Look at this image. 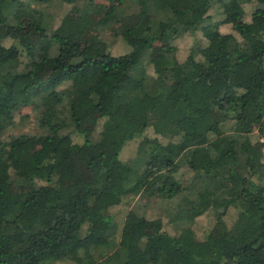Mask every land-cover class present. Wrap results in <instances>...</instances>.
<instances>
[{
  "label": "trees",
  "instance_id": "1",
  "mask_svg": "<svg viewBox=\"0 0 264 264\" xmlns=\"http://www.w3.org/2000/svg\"><path fill=\"white\" fill-rule=\"evenodd\" d=\"M262 138L264 0H0V264H264Z\"/></svg>",
  "mask_w": 264,
  "mask_h": 264
},
{
  "label": "rangeland",
  "instance_id": "2",
  "mask_svg": "<svg viewBox=\"0 0 264 264\" xmlns=\"http://www.w3.org/2000/svg\"><path fill=\"white\" fill-rule=\"evenodd\" d=\"M24 1V0H22ZM101 1V0H100ZM241 12L240 14L242 15V20L246 23H249L250 21H256L262 18V14H260L259 10L257 9V6L255 5L254 2L246 1V3L241 4ZM52 15V19L54 18L56 21L58 20V16L60 15V12L58 9L51 8L49 11ZM208 14L213 18V19H220L221 17V8L218 5H212L211 8L208 11ZM229 25L221 26L220 31L222 33H227L230 31ZM104 37H106L107 42L111 44L110 48V53L112 55H119V54H124L126 50L128 51V48L124 46L119 40H114L112 41L111 38H108L109 36L107 34H104ZM10 43L9 42H3L4 46H8ZM191 41L190 39L186 36L183 35L179 39H177L174 42V45L177 49L176 51V58L178 60H183L186 54V51L188 47L190 46ZM166 45L165 41H158L153 45L152 48V54L159 53L161 50H164ZM29 114V109L28 108H23L17 112H14L11 116L13 118V121L16 125V130L15 132H31V125L29 120L19 122L20 118L23 117L24 115ZM253 136H256V133L253 132ZM141 204H143V201H140ZM130 206L127 205H118L117 207L114 208L115 214L117 218L121 221L124 214L128 211ZM142 211L145 213L146 217L149 219V231L150 232H156L162 227H166L164 225V216L162 213H160L159 209L155 208V203L154 202H149L145 206H142ZM211 212L208 211L205 214H203L200 217H197L193 224V231L196 234L197 238H202L204 235V232L209 230L211 225L213 224V217L210 215ZM235 218V211L234 209L230 208L226 215V221L228 223H231ZM163 225V226H162ZM169 228V227H168Z\"/></svg>",
  "mask_w": 264,
  "mask_h": 264
},
{
  "label": "built area",
  "instance_id": "3",
  "mask_svg": "<svg viewBox=\"0 0 264 264\" xmlns=\"http://www.w3.org/2000/svg\"><path fill=\"white\" fill-rule=\"evenodd\" d=\"M261 147H260V151L262 153V155L264 156V138L259 140Z\"/></svg>",
  "mask_w": 264,
  "mask_h": 264
}]
</instances>
